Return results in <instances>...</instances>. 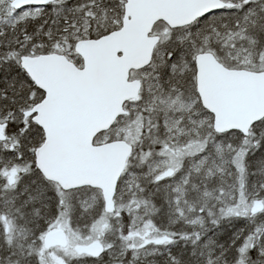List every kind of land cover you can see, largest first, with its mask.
<instances>
[{
  "label": "snow or ice",
  "instance_id": "1",
  "mask_svg": "<svg viewBox=\"0 0 264 264\" xmlns=\"http://www.w3.org/2000/svg\"><path fill=\"white\" fill-rule=\"evenodd\" d=\"M0 264H264V0H0Z\"/></svg>",
  "mask_w": 264,
  "mask_h": 264
}]
</instances>
